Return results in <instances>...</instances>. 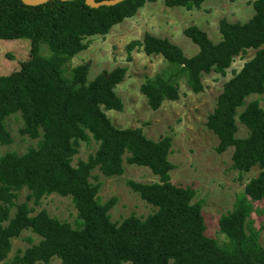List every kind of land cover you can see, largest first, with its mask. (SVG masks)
<instances>
[{
  "label": "trees",
  "instance_id": "16d2710c",
  "mask_svg": "<svg viewBox=\"0 0 264 264\" xmlns=\"http://www.w3.org/2000/svg\"><path fill=\"white\" fill-rule=\"evenodd\" d=\"M96 2L102 0H95ZM206 0H163L167 7L199 8ZM146 0H123L115 5L90 7L85 0H48L30 6L21 0H0V39L28 38V58L19 68L0 75V145L12 137L6 127L9 116L19 114V133L37 139L36 146L18 154L0 155V264H264V247L258 227L251 218L264 200V106L245 100L264 92V0L252 2L253 15L245 22L219 21L220 39L214 43L195 25L183 33L198 48L192 56L166 38L145 33L130 41L131 51L141 48L147 55H160L167 66L146 77L139 90L151 110L164 101L179 98L180 82L193 92L203 90L202 76L226 74L235 57L254 50V55L224 82L206 127L216 136L217 153L233 147L231 168L239 176L252 167L260 171L235 195L230 210L218 219V242L205 234L202 201L191 186L170 180L174 165L168 156L171 138L154 141L142 128H117L106 110L121 111L123 102L115 88L126 67L102 70L88 81L89 62L68 69L69 60L88 46L89 37L105 36L111 27L133 17ZM48 45L50 57L41 56L39 46ZM68 74L66 75V72ZM241 109V111H240ZM237 121L247 128L236 137ZM93 141L96 149L72 165L80 143ZM147 167L157 182L127 180L140 199L156 207L144 218L130 214L122 221L111 220L109 211L117 198L101 202V183L92 182L98 169L107 177L123 173V161ZM26 189V200L16 203ZM69 196L76 210L74 223L50 217L46 210L34 213L43 196ZM30 231L40 240L12 259V239ZM32 242V238L27 239Z\"/></svg>",
  "mask_w": 264,
  "mask_h": 264
},
{
  "label": "rangeland",
  "instance_id": "374dc122",
  "mask_svg": "<svg viewBox=\"0 0 264 264\" xmlns=\"http://www.w3.org/2000/svg\"><path fill=\"white\" fill-rule=\"evenodd\" d=\"M253 1L255 0H206L199 8L188 10L184 7H167L163 0H146L133 17L111 27L105 36L95 35L87 38L85 40L88 42L87 48L68 62V69L89 62L88 81L102 70H111L118 66L126 67L123 81L115 88L116 94L123 102V109L106 110V116L117 128H142L145 136L154 141L163 136L171 138L168 159L174 165V169L170 171V180L175 185L191 186L196 191V198L202 201L205 234L218 242L225 241L224 236L219 233V217L231 209L235 195L243 190L248 180L255 177L260 169L257 166L252 167L240 177L238 172L231 168L233 147H229L223 153H217L215 148L218 140L206 127V120L215 107L224 82L233 75V72L238 71L255 51L248 50L245 54L235 57L224 76L215 72L204 74L203 90L200 93H193L183 81L180 82L178 100L164 101L154 111L149 108L139 87L146 77L159 73L167 63L162 56L147 55L141 48H134L131 51V60L127 61L125 47L130 41L141 40L145 33H150L168 39L178 46L185 56H192L198 48L184 35L185 28L195 25L205 31L209 39L216 43L220 39L219 21L222 18L232 23L247 21L253 15ZM29 49L28 38L0 39V75L17 70L20 62L28 58ZM39 53L41 56L50 57L52 51L47 44L41 43ZM253 100H258L260 106H264V92L261 95L248 97L245 103ZM237 125L236 137H245L247 128L239 121ZM21 126L19 114L7 118L6 127L11 134L12 142L9 145H0V155L7 151L22 154L36 146L37 139L19 133ZM95 149L96 144L93 141L89 144L80 143L78 153L72 159V165L78 160L86 159ZM123 169L121 175L111 177L103 175L98 169L92 171V175L97 176L98 179L91 181L101 183L98 193L101 202L112 196L117 198L116 204L109 211L111 220L116 222L122 221L132 213L144 218L156 210V207L140 199L126 182L134 180L152 183L157 182L158 177L147 167L131 165L125 160ZM27 193L26 189L21 190L16 203L25 201ZM28 204L34 207V213L44 209L50 217L74 223L76 210L69 196L52 193L43 196L37 206L33 205L32 201ZM255 206L261 209V213L254 212L251 218L258 227L264 222V200L256 202ZM29 237L32 238V242L27 240ZM39 240L38 235L23 231L18 238L12 239L8 259H12L18 250H23ZM259 243L264 247V230L259 234ZM49 264H60V261L54 257Z\"/></svg>",
  "mask_w": 264,
  "mask_h": 264
},
{
  "label": "water",
  "instance_id": "95a60500",
  "mask_svg": "<svg viewBox=\"0 0 264 264\" xmlns=\"http://www.w3.org/2000/svg\"><path fill=\"white\" fill-rule=\"evenodd\" d=\"M21 1L26 5L35 6V5L45 3L48 0H21ZM120 1H123V0H102L98 2H96L95 0H85V4L90 7H99V6L115 5Z\"/></svg>",
  "mask_w": 264,
  "mask_h": 264
}]
</instances>
